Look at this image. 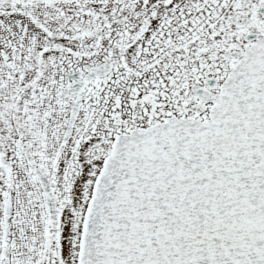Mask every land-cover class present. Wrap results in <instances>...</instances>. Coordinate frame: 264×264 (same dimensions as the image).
<instances>
[{"label": "snow or ice", "instance_id": "1", "mask_svg": "<svg viewBox=\"0 0 264 264\" xmlns=\"http://www.w3.org/2000/svg\"><path fill=\"white\" fill-rule=\"evenodd\" d=\"M0 264H264V0H0Z\"/></svg>", "mask_w": 264, "mask_h": 264}]
</instances>
